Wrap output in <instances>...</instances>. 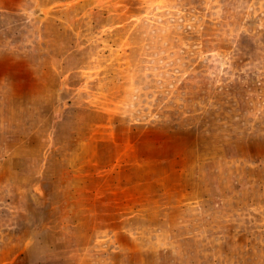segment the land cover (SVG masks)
Listing matches in <instances>:
<instances>
[{
    "label": "rangeland",
    "instance_id": "obj_1",
    "mask_svg": "<svg viewBox=\"0 0 264 264\" xmlns=\"http://www.w3.org/2000/svg\"><path fill=\"white\" fill-rule=\"evenodd\" d=\"M0 264H264V0H0Z\"/></svg>",
    "mask_w": 264,
    "mask_h": 264
}]
</instances>
